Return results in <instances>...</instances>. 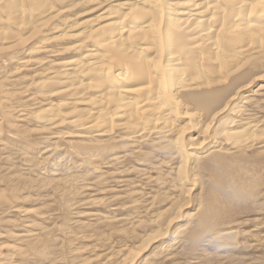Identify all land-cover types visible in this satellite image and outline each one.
Returning <instances> with one entry per match:
<instances>
[{
  "label": "rangeland",
  "instance_id": "rangeland-1",
  "mask_svg": "<svg viewBox=\"0 0 264 264\" xmlns=\"http://www.w3.org/2000/svg\"><path fill=\"white\" fill-rule=\"evenodd\" d=\"M47 1L37 29L0 46V264H264V42L230 77L175 91L156 131L119 126L98 137L75 118L98 92L40 84L89 53L82 31L107 23L99 17L109 6L121 12L108 21L127 27L122 4L142 6ZM54 105L58 117L48 121ZM243 129L252 131L244 143L224 136ZM178 141L192 147L184 149L192 164Z\"/></svg>",
  "mask_w": 264,
  "mask_h": 264
},
{
  "label": "bare ground",
  "instance_id": "bare-ground-1",
  "mask_svg": "<svg viewBox=\"0 0 264 264\" xmlns=\"http://www.w3.org/2000/svg\"><path fill=\"white\" fill-rule=\"evenodd\" d=\"M58 1L59 3L70 2V0ZM171 1L134 0L142 8H138L139 5L130 2L122 4L124 11L131 12L132 18L130 19L132 20L129 22L131 21L132 24L129 27L125 26L123 22L120 23L121 21H108V18H113L117 14V10L119 13L121 9L118 8V5L109 6L110 10L107 9L109 12L105 11L101 13V17L97 16L101 20L107 19V23H102V25L101 21L95 25L96 22L95 26L87 25L88 28L82 31L85 38L91 40L93 48L89 53L83 58L69 60L64 69L55 73L58 78L52 73L54 75L52 77L55 79L50 77L48 81L41 82L40 86L46 89V87L58 84L61 90L63 88V94L69 91L73 96L84 95V92H80L82 88L98 92L99 95L94 94L95 97L93 96L94 98L91 99L90 112L84 111L87 109L85 108L79 110L75 117L80 126H89L88 129H95L98 137L108 136L119 126L121 128H136L139 130H136L137 133L143 134L145 131L147 133V130L155 129L156 131L158 122L165 119L167 114L164 111L157 115L162 108L177 105L174 98L175 91L189 88L200 90L209 85L211 77L216 76L220 80L234 74L243 64L242 56L249 51L250 47L255 46L253 48L255 50L264 42V0H179L170 3ZM48 3L47 0H0V46L7 40L8 44L11 42L13 32L23 27L24 29L33 27L40 17L42 18L49 12L46 11ZM28 7H31V10ZM36 7L40 9L36 10ZM150 8L154 9V12ZM123 15L121 14V16ZM150 53H155L157 58L147 59V55L149 56ZM212 81H214L213 78ZM211 92L209 91V93ZM122 93L131 95L137 93L140 97L137 100L136 96L129 97ZM208 95L210 96V94ZM34 96L36 98V95ZM205 96L207 95L205 94ZM85 97L87 98L86 95ZM211 97L213 96L211 95ZM190 98L189 100L192 101ZM87 101L85 100V102ZM193 101L195 100L193 99ZM67 102L69 101L67 100ZM111 107H116L115 109L119 111L111 115ZM113 111L115 112V110ZM48 113L52 116L48 121L58 117L59 111L56 105L52 106ZM42 120L45 121L46 118L43 117ZM116 120L120 122L117 125ZM164 129L166 128H159V132H165ZM170 129L172 130V128ZM163 132L159 134L163 135ZM224 136L231 141L235 140L236 144H241L251 138L252 131L248 129L225 131ZM178 143L181 145L185 163L192 164L195 155L190 151L185 154L184 151L186 148L191 150L192 147L181 144L179 141ZM108 145L110 144L108 143ZM101 154L103 155V153Z\"/></svg>",
  "mask_w": 264,
  "mask_h": 264
}]
</instances>
